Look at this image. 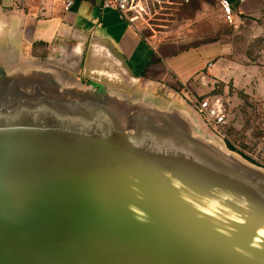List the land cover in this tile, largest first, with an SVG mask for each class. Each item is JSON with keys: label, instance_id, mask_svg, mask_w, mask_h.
Returning <instances> with one entry per match:
<instances>
[{"label": "water", "instance_id": "95a60500", "mask_svg": "<svg viewBox=\"0 0 264 264\" xmlns=\"http://www.w3.org/2000/svg\"><path fill=\"white\" fill-rule=\"evenodd\" d=\"M57 73L36 66L0 99V264H264L263 181L190 131L182 143L143 139L137 111L113 98L126 119L102 106L116 119L99 122L79 104L107 96L67 99ZM36 86L46 106L19 110L30 99L12 89Z\"/></svg>", "mask_w": 264, "mask_h": 264}, {"label": "crops", "instance_id": "0c3cea01", "mask_svg": "<svg viewBox=\"0 0 264 264\" xmlns=\"http://www.w3.org/2000/svg\"><path fill=\"white\" fill-rule=\"evenodd\" d=\"M229 1L239 14L257 6V0ZM65 3L0 0V74L40 65L77 79L98 73L125 91L135 88L171 105L178 89L221 53L214 42L187 34L145 35L118 11L103 9L102 0H73L68 9Z\"/></svg>", "mask_w": 264, "mask_h": 264}, {"label": "rangeland", "instance_id": "374dc122", "mask_svg": "<svg viewBox=\"0 0 264 264\" xmlns=\"http://www.w3.org/2000/svg\"><path fill=\"white\" fill-rule=\"evenodd\" d=\"M252 4L254 2L246 6ZM240 10L242 12L243 7ZM245 12L239 14L236 9L233 22H229L223 15L220 0H147L129 14L145 35L187 34L189 39L196 37L205 44L214 42L212 44L221 48V53L191 84L178 89L177 98L171 105L167 101L168 105L166 102L155 103L135 88L125 91L115 79L108 78H102L101 82L111 89L95 86L91 81L94 78L80 77L72 78L67 83L68 88L59 85V91L66 93L67 99L113 98L128 107L129 115L136 113L135 104H155L177 114L195 137L219 149L223 147V152L232 154L243 164L264 171V0H257V6ZM237 13L239 17H236ZM33 71L34 67H30L0 74V99L8 95L16 77H29ZM44 85L48 89L53 87L49 83ZM26 91L31 93L33 90L28 86ZM207 97H218L224 104L227 123L220 129L207 123L194 107L195 101ZM125 131L134 133L132 127Z\"/></svg>", "mask_w": 264, "mask_h": 264}, {"label": "bare ground", "instance_id": "6f19581e", "mask_svg": "<svg viewBox=\"0 0 264 264\" xmlns=\"http://www.w3.org/2000/svg\"><path fill=\"white\" fill-rule=\"evenodd\" d=\"M18 84H22L23 86H28L31 84V81L28 79H23L21 81L18 82ZM16 89L13 88L10 96L11 97H16V99H20V98H29L30 101L27 102L28 100L24 99L22 102H19V105L17 108H19V110H25V109H40L43 108V106H46V104H40L38 105V103L34 102L33 99H43L44 98V94L42 92V88H40V86H36L34 87V94L33 95H26L24 93L21 92H16ZM49 97L55 100V103L50 105L51 107H58L60 106L58 104L59 99L61 98V96H59L55 91H50L49 93ZM10 99V97L8 98ZM7 99L3 100V102H5ZM21 100V99H20ZM26 100V101H25ZM19 101V100H17ZM15 101V102H17ZM25 101V102H24ZM58 101V102H57ZM83 103H80L79 105H82L83 107H85V109L87 110L86 113H96L97 115H101L103 113V115L101 116V118H103V120L106 121H99V122H107V123H111L112 120L116 119L114 118V113L107 112L106 109H104L102 106H105L107 109L109 110H115V109H119L121 110L120 114L124 111L122 110V107H119L120 103L110 99L109 97H104L101 98L99 100L96 99H87V100H83ZM18 103V102H17ZM65 104H69V105H73V102H66ZM93 108V109H90ZM137 110V119L134 120V125L140 129H142L143 132V139H157L158 141L163 142V144L161 145H169L170 143H177V142H181L182 140L184 141H190L188 138V134L189 133V127L187 125V123L184 122L183 119H181L177 114L175 113H167V112H161L158 110H155L154 108L147 106V105H137L136 107ZM104 111H103V110ZM94 110V111H93ZM45 110L42 111V113H40V116L45 115L44 113ZM3 113H7L6 111H3ZM123 115V116H122ZM122 115H120V117H122L124 120L126 119V116L122 113ZM118 116V115H116ZM43 117V116H42ZM146 120V122H145ZM141 126V127H140ZM146 133H150L148 134V137H146L147 135H145ZM157 134V135H155ZM157 137V138H154ZM186 143V142H185ZM195 145L197 147H199L200 149H205L203 147V144L201 142H194ZM206 145V144H205ZM221 153L219 154V159L221 161H223L225 164L229 163L232 166H236L239 169H242L244 171H247L248 173H250L251 175L257 177L260 179V181L264 182V171L262 170H257L255 168H251L249 166H247L246 164H243V162H241L240 160H238L236 157H234L232 154H227L223 151L224 148H221ZM235 169V168H234Z\"/></svg>", "mask_w": 264, "mask_h": 264}, {"label": "built area", "instance_id": "2783aa9c", "mask_svg": "<svg viewBox=\"0 0 264 264\" xmlns=\"http://www.w3.org/2000/svg\"><path fill=\"white\" fill-rule=\"evenodd\" d=\"M73 3V0H66L65 7L68 9ZM147 0H102L101 6L103 9H113L120 13L121 17L133 21L135 18L129 17L132 11L141 8ZM220 7L224 17L229 22L234 20V10L232 3L229 0H220ZM194 107L198 110L200 115L210 125L220 129L227 123V116L224 104L221 99L210 97L204 98L201 101H195Z\"/></svg>", "mask_w": 264, "mask_h": 264}, {"label": "flooded vegetation", "instance_id": "af4514ba", "mask_svg": "<svg viewBox=\"0 0 264 264\" xmlns=\"http://www.w3.org/2000/svg\"><path fill=\"white\" fill-rule=\"evenodd\" d=\"M58 74V73H57ZM56 76V75H55ZM94 78V81L93 80H91V79H93ZM102 78H105L103 75H100V74H91L90 75V77H89V79L92 81V82H95V83H97V84H100L101 86H104V87H106V88H109V89H111V87H109V86H107V85H104V83H102L101 82V79ZM58 79V78H57ZM71 77L70 76H66L65 77V81H67V82H69V81H71ZM96 79V80H95Z\"/></svg>", "mask_w": 264, "mask_h": 264}]
</instances>
